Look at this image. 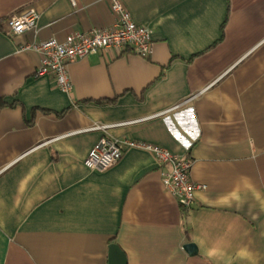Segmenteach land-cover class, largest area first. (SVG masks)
Returning <instances> with one entry per match:
<instances>
[{
    "label": "crops",
    "instance_id": "0c3cea01",
    "mask_svg": "<svg viewBox=\"0 0 264 264\" xmlns=\"http://www.w3.org/2000/svg\"><path fill=\"white\" fill-rule=\"evenodd\" d=\"M74 2L0 0V20L41 16L18 36L0 25V264H110L112 245L127 264H264V0H121L153 54L79 59L67 94L21 48L114 25L111 0ZM104 136L168 149L207 189L182 209L126 145L89 170Z\"/></svg>",
    "mask_w": 264,
    "mask_h": 264
},
{
    "label": "built area",
    "instance_id": "2783aa9c",
    "mask_svg": "<svg viewBox=\"0 0 264 264\" xmlns=\"http://www.w3.org/2000/svg\"><path fill=\"white\" fill-rule=\"evenodd\" d=\"M71 1L75 5L74 0ZM111 8L116 18L112 27L70 34L63 42L53 38L22 47L23 51L33 50L41 56L35 77L52 75L58 88L70 94L73 85L68 66L79 59L101 51H125L128 48L143 58H149L153 54L151 29L136 24L121 0H111ZM40 17V13L33 8L21 14L10 15L6 19L8 35L18 36L28 31H37ZM179 108L181 105L174 107V110ZM108 128L104 125H95L90 131L105 132ZM122 145L145 150L156 158L163 168L161 175L166 191L176 198L182 209H190L195 204L196 193L207 189L206 185L192 181L191 161L179 157L166 148L144 142L126 140L119 143L104 136L89 153L85 166L89 170L98 172L110 169L122 158Z\"/></svg>",
    "mask_w": 264,
    "mask_h": 264
},
{
    "label": "water",
    "instance_id": "95a60500",
    "mask_svg": "<svg viewBox=\"0 0 264 264\" xmlns=\"http://www.w3.org/2000/svg\"><path fill=\"white\" fill-rule=\"evenodd\" d=\"M185 249L189 254L197 253V246L193 243L186 245ZM110 264H127V258L118 245H112L110 248Z\"/></svg>",
    "mask_w": 264,
    "mask_h": 264
},
{
    "label": "trees",
    "instance_id": "16d2710c",
    "mask_svg": "<svg viewBox=\"0 0 264 264\" xmlns=\"http://www.w3.org/2000/svg\"><path fill=\"white\" fill-rule=\"evenodd\" d=\"M6 19H7V18H6ZM6 19L0 20V25H1V23L5 22ZM2 104H3V101H0V105H2Z\"/></svg>",
    "mask_w": 264,
    "mask_h": 264
}]
</instances>
